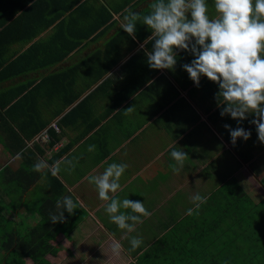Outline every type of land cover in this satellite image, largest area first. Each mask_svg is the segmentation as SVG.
Here are the masks:
<instances>
[{
	"label": "crops",
	"instance_id": "crops-1",
	"mask_svg": "<svg viewBox=\"0 0 264 264\" xmlns=\"http://www.w3.org/2000/svg\"><path fill=\"white\" fill-rule=\"evenodd\" d=\"M151 2L0 0V60L18 59L34 47L38 58L46 56L41 50L57 57L64 53L62 48H73L48 68L30 69L0 83V94L24 87L27 92L53 75L52 82L39 84L12 115L29 125L46 122L26 142L27 147L38 143L44 151L41 159H78L71 173L61 171L56 177L64 187L60 198L68 195L83 202L82 208L74 210L82 219L68 235L58 233L53 242L56 254L45 258L51 264H264V144L249 122L253 116L239 123L251 131L250 138H238L233 146L224 125L236 128L237 121L220 116L214 99L217 83L201 76L196 87L182 69L194 58L189 52L178 51L174 71L151 69L155 75L138 90L122 80L120 71L132 56L144 51L141 45L146 39H120L124 9L131 7L143 15ZM206 3L215 16L214 0ZM136 32L141 37V31ZM132 40L136 46L120 57V47H128ZM114 41L118 46L114 47ZM110 59L118 60L108 70ZM109 77L112 81L102 86ZM125 87L130 90L122 94L125 101L120 105V91ZM141 94L146 97L138 104ZM82 101L76 112L62 120ZM130 107L134 110L126 113ZM53 123L60 139L48 149L44 134ZM173 142L189 158L178 173L168 167L173 163ZM92 144L96 150L88 152ZM12 163L4 166L17 170L18 162ZM110 163L128 165L120 179L123 190L116 195L144 202L152 213L132 233L110 222L105 211L108 202L99 200L95 186L86 179L102 174ZM41 179L38 185L44 186ZM197 193L207 196V203L198 215L188 216L186 210L194 206L192 197ZM28 219L39 221L40 217ZM131 237L142 238L143 243L130 252ZM112 239L123 245L119 256L109 250ZM24 262L32 264L28 259Z\"/></svg>",
	"mask_w": 264,
	"mask_h": 264
},
{
	"label": "clouds",
	"instance_id": "clouds-1",
	"mask_svg": "<svg viewBox=\"0 0 264 264\" xmlns=\"http://www.w3.org/2000/svg\"><path fill=\"white\" fill-rule=\"evenodd\" d=\"M147 14L124 9L120 28L135 39L137 25L147 26L148 36L141 49L147 58L150 69L174 71L178 51L189 52L194 57L190 63L181 67L196 87L200 85L201 76L218 84L214 99L220 110V116H230L238 126L229 131L230 143L235 146L237 139L247 141L250 130L239 126L241 121L253 116L249 122L255 125L257 138L264 144V0H214L215 16L209 15L206 0H152ZM152 43L151 50L146 45ZM134 109L128 108L130 113ZM170 157L173 163L168 167L178 173L185 167L188 155L176 144L170 146ZM96 145H89L88 152H94ZM78 159L67 156L49 164L40 159L32 167L35 172H43L56 177L61 171L71 173L77 166ZM128 165L110 163L100 175H89L86 179L97 190L98 198L108 202L105 211L111 223L126 233L136 231L142 218L152 215L145 208L144 202L120 199L116 194L122 191L120 179ZM110 193L112 195H110ZM207 196L197 193L192 197L193 207L186 210V215H198ZM83 202L77 197L65 195L56 200V212L49 213L48 220L53 224L66 221L65 212L74 214L82 208ZM129 210V211H126ZM128 251H135L143 243L142 238L131 237ZM114 256L124 250L123 245L112 239L108 245Z\"/></svg>",
	"mask_w": 264,
	"mask_h": 264
},
{
	"label": "trees",
	"instance_id": "trees-1",
	"mask_svg": "<svg viewBox=\"0 0 264 264\" xmlns=\"http://www.w3.org/2000/svg\"><path fill=\"white\" fill-rule=\"evenodd\" d=\"M147 13L148 12L144 14ZM55 20L56 19L51 21L50 25ZM137 26V29L141 31V37L137 34V32L135 33L137 41H143L151 35L147 26L142 24H138ZM121 33L120 39L123 36L129 40V35L127 33L124 31H121ZM132 41L128 47H120V57H122L125 51L128 52L136 46V42ZM115 43L114 47L116 45L118 46L117 43L119 42ZM53 44L54 46L56 45V43ZM151 47L152 43H148L146 45L147 50H150ZM34 48L18 59L10 61L4 59L0 60V83L3 80H8L14 76L23 74L30 69L48 68L56 62H59L63 56L67 55L73 49L62 48V52L64 53L57 57H53L50 54L48 55L47 51L41 50L46 53V56L44 54V56L38 58L37 52L34 53V51H32L35 50ZM109 49L110 47L108 46L107 54H109ZM116 60L118 59H110L111 63L109 64L108 70L112 68V65H114ZM104 71L107 72V70ZM120 74L123 75L122 80L126 84H132L135 87L137 86L136 90H138L155 75V72H152L148 67L144 51H140L138 54H135L130 58L124 68H122V71H120ZM102 75L103 74H100L97 77L101 78ZM52 80L53 75H50L42 78L39 84H47L52 82ZM111 81V77L107 78L102 86L110 83ZM39 84L34 86L31 91L26 92L27 87H24L15 93L0 94V142H2L0 146L2 145V150L7 155V161H12L15 157L19 159V166L15 171L11 170L8 165L4 166L0 164V177L5 176L6 182L4 185H7V189L9 188V193H5L4 190L0 189V202H2L0 203V251L2 252L0 255V264H26L24 262L26 259L30 260L32 264H51L45 257L47 255L54 256L56 254L57 249L53 245V242L55 241L58 233L63 231L65 235H68L82 219V216L79 218L75 216V213L69 215L65 212L66 221L64 223L58 222L53 224L50 220H48L49 213L56 212V200L59 199L60 195L64 192V187L58 178L51 176L50 173H47L46 178H44V173L47 170H44L43 172H35L32 170L33 165L41 159L44 151L40 148L37 142H34L29 147L26 145V142L36 137V135L43 130L46 122H34L29 125L27 122H19V119H17L18 117L14 118L12 115V113L16 112V109H18L27 99L30 98L29 95L33 94L35 90L38 89V86H41ZM126 90L127 87L120 91V105L125 101L124 96L121 98L122 94H126L130 89ZM79 95L80 92L72 95V97L66 101L62 109L72 104ZM84 101L77 104V106L68 112L62 120L69 118L73 112H76V110L83 105ZM119 103L114 105V107H111L108 113H111L115 108H117ZM46 135L48 137L46 142L48 145L47 147L48 149H51L53 145L59 141V134H55L54 128L51 127V129H48L46 132ZM66 149H68V146ZM59 156L60 154L56 157ZM54 161V156L47 160L49 164H52ZM41 177L45 180L44 186L38 185V182H41L42 180ZM35 186L42 188L41 191L43 194L39 196V199L41 198L42 200L39 203L35 202L28 210V214L32 216L37 215L40 217V220L29 222L28 218H30V216L28 214L21 216L19 211L20 209L22 210V204L24 203V200H22L23 195L30 193ZM15 196L21 198L18 203L13 201ZM16 204L18 205L15 206ZM9 212L14 214L15 217H18L19 219H24H20L21 221L19 223H17L18 221L13 222L4 215V213L10 214ZM21 225H23V227L27 226L26 230L23 227L21 228Z\"/></svg>",
	"mask_w": 264,
	"mask_h": 264
},
{
	"label": "rangeland",
	"instance_id": "rangeland-1",
	"mask_svg": "<svg viewBox=\"0 0 264 264\" xmlns=\"http://www.w3.org/2000/svg\"><path fill=\"white\" fill-rule=\"evenodd\" d=\"M212 11H209V15L210 16H212V14H210ZM145 97H146V95L145 94H141L137 99H136V103H138V104H143L144 102L142 101V100H144L145 99ZM53 125H54V123H53ZM203 138H205L204 136H202ZM2 142H0V144H1ZM2 146V145H1ZM0 146V164H2V165H4L5 163H7V155L3 152V150H2V147ZM8 162H13L12 164H14L15 166L17 165L16 164V162H18V164H19V160L17 161H8ZM226 172V171H225ZM224 174H221V176H223ZM222 179V178H221ZM5 176L4 177H0V186H1V188L0 189H2V190H4L5 191V193H9V188L7 189V185H4L5 184ZM41 187H38V186H35L33 189H32V191L30 192V193H28L27 194V196H25V197H23L24 198V203L22 204V210L20 209V211H19V213H20V215L22 216H25V215H27L28 213H29V209L31 208V206L35 203V202H40L42 199L40 198L39 199V196L40 195H42L43 193H42V191H41ZM8 198V197H7ZM19 199H21L20 197H16L15 196V198L13 199V201L14 202H16V203H18L20 200ZM8 200L10 201V199L8 198ZM0 203H2V202H0ZM18 204H16L15 206H17ZM10 214H6V213H4V215L9 219V220H11V221H13V222H17V223H19L21 220L20 219H22L23 220V218H18V217H15V215L14 214H11V212H9ZM29 215V214H28ZM29 216H31L32 217V215H29ZM33 216H35V215H33ZM24 225V224H23ZM23 225H21V228L23 227ZM25 230H26V228H27V226H24L23 227ZM1 251H0V255H1Z\"/></svg>",
	"mask_w": 264,
	"mask_h": 264
},
{
	"label": "built area",
	"instance_id": "built-area-1",
	"mask_svg": "<svg viewBox=\"0 0 264 264\" xmlns=\"http://www.w3.org/2000/svg\"><path fill=\"white\" fill-rule=\"evenodd\" d=\"M52 127H53L54 129H56V130H57V128H56V126H55V125H53V124H52ZM44 139H46V140L48 139V137H47V135H46V134H44Z\"/></svg>",
	"mask_w": 264,
	"mask_h": 264
}]
</instances>
